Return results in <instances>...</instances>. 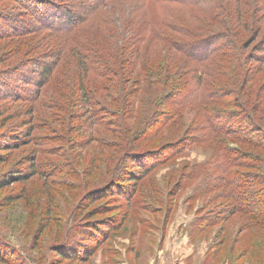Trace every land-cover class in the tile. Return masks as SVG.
Returning <instances> with one entry per match:
<instances>
[{
	"label": "trees",
	"instance_id": "16d2710c",
	"mask_svg": "<svg viewBox=\"0 0 264 264\" xmlns=\"http://www.w3.org/2000/svg\"><path fill=\"white\" fill-rule=\"evenodd\" d=\"M10 1L28 7L35 23L19 25L18 30L0 24V43L16 40L24 49L21 40L27 39L35 59L32 71L21 64L6 73V85L1 87L18 102H43L47 88L61 78L60 67L72 60L78 72L80 101L76 102L98 134L92 141L102 179L96 180L91 205L112 199L113 190L125 185L120 187L129 191L122 198L137 207L138 182L165 165L162 153L181 152L185 141L214 144L216 151L205 171L217 173V184L206 182L202 195L230 202L224 207L227 219L240 214L251 225L264 228V121L260 119L264 118V0H153L162 16L152 22L144 18L142 3L130 6L126 18L125 6L132 0ZM181 11L207 24L191 29ZM118 20L128 35L120 46ZM10 21L0 13V22ZM148 37L164 44L161 48L166 52L158 63L146 57ZM73 72L69 69L62 78ZM68 90L57 93L65 97ZM156 92L157 98L151 100ZM187 111L195 116L191 128L183 118ZM185 126V136L178 141L148 148L163 132ZM127 162L131 168L123 171ZM108 213L105 204L92 210L91 216ZM104 221L90 224L89 229L99 231L103 239L96 240L81 261L87 262L124 218L103 224L107 230H100ZM212 225L213 221L201 222L191 229L201 234Z\"/></svg>",
	"mask_w": 264,
	"mask_h": 264
},
{
	"label": "rangeland",
	"instance_id": "374dc122",
	"mask_svg": "<svg viewBox=\"0 0 264 264\" xmlns=\"http://www.w3.org/2000/svg\"><path fill=\"white\" fill-rule=\"evenodd\" d=\"M138 3H142L148 21L162 16L156 1L132 0L125 6L126 18L130 6ZM0 13L11 19L10 23L0 22L5 29L18 30L19 25L35 23L30 9L18 1L0 2ZM180 14L191 29L207 24L184 11ZM121 22L117 23L119 46L123 36L128 37ZM21 41L24 49L16 40L0 43V264H264V228L251 225L249 218L240 214L227 219L224 207L230 202L202 195L206 182L217 184V173L205 171L216 151L214 144L185 141L181 152L162 153L165 165L138 182L141 195L135 199L137 207L122 198L121 194L129 191L120 187L125 185L113 190L112 199L91 205L96 180L102 179L98 175L101 163L95 159L96 144L92 141V137L98 138L96 129L77 103V68L72 60L64 63L61 78L47 88L43 102H18L1 86L6 85L5 74L14 67L26 64L25 69L31 71L34 67L32 45L27 39ZM144 44L146 57L158 63L166 52L161 48L164 44L151 37ZM69 69L74 72L63 79ZM19 86L31 92L29 87ZM61 88L65 92L69 89L68 96L57 93ZM158 94L149 98L153 100ZM183 118L187 127L195 126L193 113L187 111ZM186 126L163 132L148 148L178 141L185 136ZM190 135L196 136L193 132ZM14 138H19L18 143L13 144ZM129 163L123 171L131 168ZM107 165L112 167L113 162ZM105 204L108 214L91 216L92 210ZM123 218L122 226L90 259L81 261L88 248L103 239L99 231L89 229L90 224L105 220L100 230H107L103 224H117ZM208 221L215 225L206 232L198 234L191 229Z\"/></svg>",
	"mask_w": 264,
	"mask_h": 264
}]
</instances>
